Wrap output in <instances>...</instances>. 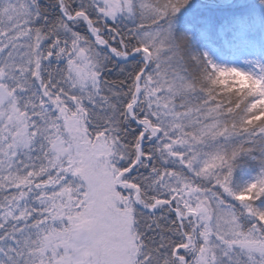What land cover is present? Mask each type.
Listing matches in <instances>:
<instances>
[{
	"label": "snow or ice",
	"instance_id": "1",
	"mask_svg": "<svg viewBox=\"0 0 264 264\" xmlns=\"http://www.w3.org/2000/svg\"><path fill=\"white\" fill-rule=\"evenodd\" d=\"M188 3L0 0V264H264V67L190 57Z\"/></svg>",
	"mask_w": 264,
	"mask_h": 264
},
{
	"label": "trees",
	"instance_id": "2",
	"mask_svg": "<svg viewBox=\"0 0 264 264\" xmlns=\"http://www.w3.org/2000/svg\"><path fill=\"white\" fill-rule=\"evenodd\" d=\"M238 18H245L254 26L250 35L256 38L259 50L264 52V0H244L242 3L217 5L208 1L189 0L178 14L173 17L172 31L174 38L187 41L185 51L190 57H199L198 43L207 39L217 46H222L219 32L229 38L230 29ZM191 28L193 37L186 33ZM204 34V38L201 36ZM200 44V43H199ZM197 50V52H196ZM194 72L195 69H190ZM256 165L249 158H242L235 174L237 187L255 176Z\"/></svg>",
	"mask_w": 264,
	"mask_h": 264
},
{
	"label": "rangeland",
	"instance_id": "3",
	"mask_svg": "<svg viewBox=\"0 0 264 264\" xmlns=\"http://www.w3.org/2000/svg\"><path fill=\"white\" fill-rule=\"evenodd\" d=\"M208 1L217 5H230L233 2L238 4L244 0H199ZM254 26L245 18L235 20L231 30L230 38H223L220 33L223 45L217 46L208 40H201L197 49L199 57L207 54L209 59L219 67L237 68L238 70L257 73L264 67V52L259 50V45L250 33ZM186 33L193 37L191 28L186 29ZM204 38V34L201 35ZM197 52V50H196Z\"/></svg>",
	"mask_w": 264,
	"mask_h": 264
},
{
	"label": "clouds",
	"instance_id": "4",
	"mask_svg": "<svg viewBox=\"0 0 264 264\" xmlns=\"http://www.w3.org/2000/svg\"><path fill=\"white\" fill-rule=\"evenodd\" d=\"M179 43H180V45L182 46V47H185V45H186V43H187V41L185 40V39H181L180 41H178Z\"/></svg>",
	"mask_w": 264,
	"mask_h": 264
}]
</instances>
